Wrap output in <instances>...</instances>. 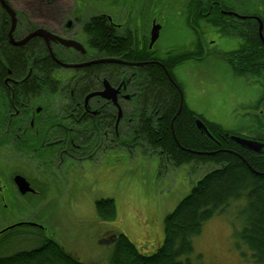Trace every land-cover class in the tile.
<instances>
[{"label":"flooded vegetation","instance_id":"obj_1","mask_svg":"<svg viewBox=\"0 0 264 264\" xmlns=\"http://www.w3.org/2000/svg\"><path fill=\"white\" fill-rule=\"evenodd\" d=\"M147 1L106 0L116 12L105 8L94 12L91 0H75L73 9L58 8L56 15L51 13L52 4L44 1L49 15L33 24L7 0L16 19L11 34V19L0 7L6 15L0 16V241L26 238V228L43 229L26 219V212L41 211L47 194L42 175L26 176L32 163L40 173L69 177L82 163L104 165L110 154L120 158L122 150L150 148L144 140L143 125L159 118L145 93L150 82L148 69L153 66L164 71L177 91V111L181 104L199 133L196 120L205 127V121L217 123L226 135L252 138L260 130L256 121L264 117V101L257 108L256 102L262 96V87L257 100L240 101L249 108L245 115L251 118V125L226 127L217 119L205 118L186 101L175 70L186 62L214 57L223 60L234 77L253 80L242 73L247 69L239 68V56L251 52L264 55V0H178L183 4L182 29L188 37L183 42L176 40L164 54L156 46L161 26L151 23L154 19L141 25L148 18L144 14ZM248 3L250 12L245 13L242 7ZM225 4L226 8L222 7ZM210 27L218 39L238 38L239 46L219 50L207 39ZM101 28L107 35L112 33L131 43L121 50L101 49L95 41ZM154 28L157 37L152 40ZM36 30H46L78 45L65 46L40 36L26 40ZM178 55L187 57L173 65ZM107 85L113 89L109 91L112 95L104 94ZM233 103L216 99L210 105L218 112L221 106ZM26 181L31 191H26Z\"/></svg>","mask_w":264,"mask_h":264},{"label":"rangeland","instance_id":"obj_2","mask_svg":"<svg viewBox=\"0 0 264 264\" xmlns=\"http://www.w3.org/2000/svg\"><path fill=\"white\" fill-rule=\"evenodd\" d=\"M44 1L48 5L52 4L53 15H56L58 8L73 9L75 6V0H8L19 14L26 15L33 24L40 17L49 15L42 5ZM91 3L94 12H101L103 8L114 11L106 5V0H91ZM146 4L144 14L148 18L141 21V25L145 26L144 23L154 19L151 23L161 26L156 44L159 51L163 53L171 49L176 40L183 42L188 37L182 29L183 4L178 0H149ZM239 8L241 10L240 5ZM242 10L249 13L250 4L243 5ZM212 31H207V39L214 42L213 46L216 45L219 50L230 51L239 46L238 38L229 36L218 39ZM175 73L183 84L186 101L192 104L196 112L205 118L217 119L226 127L251 125V118L245 115L249 108L240 101L252 102L259 98L261 86L254 79L234 77L228 65L214 57L199 62H186ZM216 99L235 103L228 107L221 106L216 112L210 105ZM150 152L155 153L146 146L122 150L120 158L110 154L104 165L101 162L82 163L72 169L69 177L62 173H40L33 163L31 166L29 164L31 169L26 170V176L42 175L43 181L47 182V194L41 211L26 212V219L40 225L45 236L53 237L83 263L109 264L111 244L103 239L104 236L109 232H120L129 236V240L136 245L134 239L138 240L140 236H135V232L139 233L137 230L140 228L143 233L145 225L149 227L145 232L146 236L149 234L151 244L148 248H145V243L136 246L146 255L153 254L163 238L165 216L172 212L195 182L214 165L188 163L176 167L158 153L151 155ZM102 198L114 201L115 218L112 221L102 222L98 218L94 204ZM233 218L234 210H230L228 214L216 215L204 224L201 234L193 238L194 251L190 256L193 263L252 264L242 260L234 247L229 224ZM26 231L31 232L33 228H26ZM32 245L16 246L6 253ZM242 251L247 254L245 248ZM198 254L201 255L200 260L196 259Z\"/></svg>","mask_w":264,"mask_h":264},{"label":"trees","instance_id":"obj_3","mask_svg":"<svg viewBox=\"0 0 264 264\" xmlns=\"http://www.w3.org/2000/svg\"><path fill=\"white\" fill-rule=\"evenodd\" d=\"M222 7L226 8V4ZM0 16H6L1 9ZM99 32L96 33L95 41L101 49L109 47L121 50L124 45L131 43L112 33L107 35L102 28ZM186 57H174L173 65ZM239 58V68L247 69L242 73L249 74L262 87V96L256 102L257 108L264 101V55L251 52V55L246 53ZM165 65L168 68V64ZM148 76L150 82L145 93L147 99L152 100L150 105L158 111L159 118L144 122L145 142L176 167L188 163H209L214 168L205 172L172 212L165 216L163 238L153 254L146 255L120 232L107 233L103 239L111 244L109 264H195L190 258L194 251L193 238L201 234L208 220L216 215L228 214L230 210H234V218L229 223L231 237L239 256L252 264H264V117L256 121L260 130L252 138L238 134L226 135L219 124L205 121L214 138L212 140L197 131L191 114L185 113L184 107L176 116L177 91L169 84L164 71L153 66L148 69ZM231 135L255 140L263 147L259 153L252 152L238 145ZM94 208L102 222L115 218V206L111 198L96 200ZM29 243L33 245L6 253L11 248ZM243 248L247 254L242 251ZM196 259L200 260L201 255L198 254ZM0 264L95 263L79 261L53 237L45 236L43 229L33 228L31 232L26 231V238L0 241Z\"/></svg>","mask_w":264,"mask_h":264},{"label":"water","instance_id":"obj_4","mask_svg":"<svg viewBox=\"0 0 264 264\" xmlns=\"http://www.w3.org/2000/svg\"><path fill=\"white\" fill-rule=\"evenodd\" d=\"M0 7L3 8L6 12V14L10 17L11 19V29H10V33L12 32L13 28H14V24H15V12L14 10L10 7V5L8 4L7 0H0ZM259 34H261V24L259 27ZM33 36H40L43 37L46 40H52V41H59L61 44L65 45V46H75L78 45L77 43L70 41V40H64V39H60L56 36H53L52 34H50L49 32H47L46 30H36L34 32H32L29 36H27L26 40H28L29 38L33 37ZM157 37V28H154L152 31V40H155ZM24 41H22L23 43ZM113 92V89L110 88L108 85L105 87V92L104 94L106 96L112 95L110 94V92ZM103 93V92H102ZM96 94V93H94ZM99 94V93H97ZM182 100V99H181ZM181 110V104L178 108V111L176 113V116L180 113ZM196 126L198 128V130L200 131V133L205 134L208 138L214 140L213 136L210 134V132L207 130V128L205 127V125L200 121V120H196ZM173 127V121L171 123V129ZM231 138L241 147L250 150L252 152L255 153H259L263 147V144L255 141V140H251V139H246L243 137H239V136H231ZM199 154V153H198ZM25 187H26V191H31L32 189L29 187V183L26 181V183H24ZM33 224V223H31Z\"/></svg>","mask_w":264,"mask_h":264},{"label":"crops","instance_id":"obj_5","mask_svg":"<svg viewBox=\"0 0 264 264\" xmlns=\"http://www.w3.org/2000/svg\"><path fill=\"white\" fill-rule=\"evenodd\" d=\"M140 226H141V223H140ZM149 230V227L145 225V231H148ZM139 233L135 232L136 235L135 236H140V238L138 240L134 239L135 242H136V245L140 244V243H145V248H148L151 244V238L149 236V234L146 236V232L143 231L142 233V230L140 228H138L137 230ZM145 234V235H144ZM144 235V236H143ZM129 237V236H128ZM131 239V238H130ZM154 244V243H152Z\"/></svg>","mask_w":264,"mask_h":264},{"label":"bare ground","instance_id":"obj_6","mask_svg":"<svg viewBox=\"0 0 264 264\" xmlns=\"http://www.w3.org/2000/svg\"><path fill=\"white\" fill-rule=\"evenodd\" d=\"M28 87V86H27ZM48 207V206H47ZM25 248V247H24Z\"/></svg>","mask_w":264,"mask_h":264}]
</instances>
